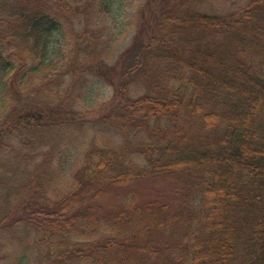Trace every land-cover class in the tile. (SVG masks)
<instances>
[{
  "label": "trees",
  "instance_id": "1",
  "mask_svg": "<svg viewBox=\"0 0 264 264\" xmlns=\"http://www.w3.org/2000/svg\"><path fill=\"white\" fill-rule=\"evenodd\" d=\"M95 1L98 18L83 0H0V156L46 148L20 186L34 239L13 264H264V0H153L90 105L76 88L108 51L114 0ZM81 3L105 30L88 59L56 37ZM141 180L173 187L138 201Z\"/></svg>",
  "mask_w": 264,
  "mask_h": 264
},
{
  "label": "rangeland",
  "instance_id": "2",
  "mask_svg": "<svg viewBox=\"0 0 264 264\" xmlns=\"http://www.w3.org/2000/svg\"><path fill=\"white\" fill-rule=\"evenodd\" d=\"M83 1L85 4L87 3L86 7H91V10L95 12V17L98 18L96 14L99 10L96 4L97 2L95 0ZM82 3L77 4L73 14L68 16L63 22L62 31L56 37H59L61 51H68V49L78 46L81 49L79 52L88 59L90 55L88 50L96 51L102 47L105 30L102 32L103 35L96 36L94 31L96 29L95 24L88 26V23L86 24L85 22V12ZM153 7V0H114L111 7L113 15L111 13L105 16V23L107 22L108 27L110 25L111 28L109 31L112 32L111 40L105 49L108 51L99 55V57L91 56V59L85 61L86 64L90 63V70L86 71L84 78L87 79V82L77 84V93L81 95L80 92L82 90L86 91V98L92 101L88 104L92 105L100 101L102 102V100L111 96L113 88L107 81L108 79H116L115 69L113 71L111 68H113L112 66L115 61L118 62L117 68L122 64L120 61L122 58L119 57L121 51L130 43L135 32L145 34L150 24L149 11L153 12ZM86 30H90L93 33L91 35L86 34V36H81L80 38V35ZM95 36L97 40L92 39ZM88 45L89 49L87 48ZM62 58L60 57V59ZM69 78L70 76L66 74L62 83H67ZM81 100L79 97L80 102ZM28 138H25V141H28ZM10 141L15 146L14 151L8 152L5 160H2V155L4 154L0 156V218L7 215L6 222H4L3 226L1 225L2 229H0V264L14 263V256H17L16 251L21 249L19 242H21V238H24L26 233L31 241L34 239V234L29 232L27 227L15 221L14 217L25 215L26 205L32 199H29L31 196H26V192H20V186L23 182H26L28 174L33 170L34 166L39 162V159H41L42 154L46 151V148H40V144L34 146L33 143L29 147H26L22 146L18 139ZM78 165L74 169L77 174L87 169L84 161H80ZM90 172V170L87 171L88 178L94 180L97 186L102 187L101 185L103 183ZM131 186L136 191L138 201H143L152 196L168 195L169 190L173 187V185H165L154 180L137 181L128 187ZM130 190L131 188L126 187L117 188L113 191V196L109 194V197L104 199L102 205L106 209L116 207L122 202L121 196Z\"/></svg>",
  "mask_w": 264,
  "mask_h": 264
}]
</instances>
